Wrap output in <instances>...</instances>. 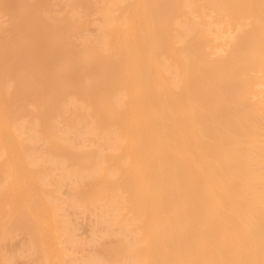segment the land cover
Returning a JSON list of instances; mask_svg holds the SVG:
<instances>
[{
	"label": "bare ground",
	"instance_id": "6f19581e",
	"mask_svg": "<svg viewBox=\"0 0 264 264\" xmlns=\"http://www.w3.org/2000/svg\"><path fill=\"white\" fill-rule=\"evenodd\" d=\"M19 263L264 264V0H0Z\"/></svg>",
	"mask_w": 264,
	"mask_h": 264
},
{
	"label": "rangeland",
	"instance_id": "374dc122",
	"mask_svg": "<svg viewBox=\"0 0 264 264\" xmlns=\"http://www.w3.org/2000/svg\"><path fill=\"white\" fill-rule=\"evenodd\" d=\"M65 190L66 189L64 186L60 187V191L62 195L65 193ZM65 212L67 214V217L76 224V227H77L75 230L76 235L79 237H83V238L87 237V235H89L90 233V229L93 224L92 218L83 217L79 209L67 208ZM19 238H20L19 236L16 237V240H14L15 243H18ZM77 254L78 253H76L75 255ZM19 264H22V263H19Z\"/></svg>",
	"mask_w": 264,
	"mask_h": 264
}]
</instances>
